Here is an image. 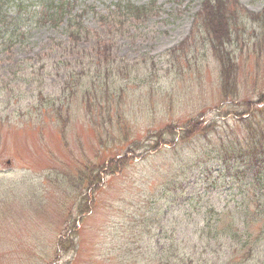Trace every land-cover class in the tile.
I'll return each mask as SVG.
<instances>
[{
	"label": "rangeland",
	"instance_id": "rangeland-1",
	"mask_svg": "<svg viewBox=\"0 0 264 264\" xmlns=\"http://www.w3.org/2000/svg\"><path fill=\"white\" fill-rule=\"evenodd\" d=\"M114 1L86 0L103 16ZM128 1L136 6L150 2ZM201 2L156 0L150 15L121 23L106 19L98 24L93 15L85 16V25L106 37L115 61L131 68L126 94L117 103L120 115L111 112L109 132L108 124L100 130L87 120L78 101L71 104L63 134L55 121L37 120L33 108L18 103L19 97L31 96L39 74L46 90H60L69 68L58 60L72 62L89 54L94 49L90 38L77 50H56L55 43L66 45V36L45 26L32 29L9 53L0 50V96L5 100L0 103V264H164L163 247L177 240L176 252L185 264L243 262L245 251L237 254L224 237L200 235L199 225L209 214L227 220L222 209H235L245 189V181L232 179L224 163L214 161L213 148L246 135L236 116L243 105L250 103L252 111L264 108L258 101L264 97V0H230L227 8L235 16H230L231 36L224 43H212L200 21L193 23ZM248 13L263 19L256 22ZM220 58L232 67V91L222 88ZM16 63L28 69L15 68ZM22 72L30 76L19 78ZM18 86L23 91L16 92ZM248 117L254 122L251 113L242 115ZM194 121L196 130L184 141L165 134L164 142L150 149V134L166 125L179 132ZM203 125L208 128L200 132ZM118 127L127 130L125 142ZM172 138V145L166 144ZM134 142L141 146L126 154L133 156L129 164L105 177L93 196L82 177L77 180L88 165L122 155ZM170 168L173 173L164 175ZM88 204L90 210L80 212Z\"/></svg>",
	"mask_w": 264,
	"mask_h": 264
},
{
	"label": "trees",
	"instance_id": "trees-1",
	"mask_svg": "<svg viewBox=\"0 0 264 264\" xmlns=\"http://www.w3.org/2000/svg\"><path fill=\"white\" fill-rule=\"evenodd\" d=\"M229 2L230 0H202L199 13L193 20V23L200 21L212 43H214V39L224 43L231 36L229 20L231 15L232 17L235 16V12H233L234 10L229 11L227 8ZM155 3L156 0H150L146 5L136 6L128 0H116L111 3L110 7H113L109 9V12L103 16L98 14L95 7L91 3H87L86 0H0L1 51L9 53L15 44H20L27 38L32 29L45 26L60 29L66 36V45L62 47L63 42L59 41L55 43L56 50L59 48L66 50L67 47L72 51L77 50V45L87 38H90L94 43V49L89 54H81L78 60L74 59L72 62L66 58L62 61L58 60L62 65H67L69 68L61 80L60 90L54 87L46 90L44 76L39 74L42 79L38 81L35 90L30 92V97L21 99L17 95L20 106L24 105L25 110L33 108L37 120L45 117L55 121L59 127V133L63 134L70 118L71 104L78 101L84 105L87 120L98 125L100 130L103 125L108 124L110 128H107V131H112L111 112L116 117L120 115V110H117V103L126 94V85L130 82L129 72L131 68L120 64V60L115 61L111 46L106 42V37L97 30L86 26L85 16L88 13L93 15L98 24L106 19V21L115 20L116 23H121L128 19L137 20L150 15L155 11ZM248 14L256 22L263 19L260 14ZM220 61L223 67L222 88L226 92L232 91L234 88L232 67L230 68L225 58H220ZM15 68L26 71L28 66L16 63ZM28 76H30L29 72H22L19 78ZM123 78L126 79L125 82H128L122 81ZM117 86L120 87L119 90H117ZM19 91L23 90L18 86L16 92ZM2 94L0 89V95ZM104 101L105 106L101 104ZM258 101L263 102L264 97ZM0 103L5 104V100L1 96ZM112 106L114 110H111ZM243 107L245 109L241 113H237L236 116L244 123L246 135H242L241 139L228 138L214 145L213 149L216 155L213 159L224 163L226 174H229L232 179L237 178L238 182L245 181V189L239 192V200H236L235 209L231 211H227L225 207L222 209L227 214V220L222 221L220 217L213 219L209 214L207 218H202L199 229L200 235H209V239L224 237L225 240L236 246L234 251L237 254L245 251L246 258L240 264L246 262L254 264L257 261L259 264H264V119H261L264 117V108L258 109L256 107L252 111L253 108L250 103L243 105ZM245 113L247 115L251 113L255 119L254 122L249 117L243 119L242 115ZM256 117L260 118L261 121ZM196 124L197 121L189 123L188 126L185 125V129H181L179 132L174 131L175 126L173 125L164 126L150 134L153 140L152 143H149L150 149L155 150L158 144L163 143L165 134L172 136L178 134L179 139L184 141L196 130ZM199 124L201 126V122ZM118 128L120 137H123L122 141L125 142L127 130ZM207 128L203 125L200 132L206 131ZM173 139L167 141L166 144L172 145ZM140 146V142H134L130 146L127 145L122 155L116 154L98 165H88L86 167L88 169H85L81 175L79 174L77 180L80 181L82 177V183L85 182L87 191L90 190L93 196L92 193L95 189L100 188L105 177L119 172L122 167L129 164L133 156H126V154L134 153L135 149ZM220 153L226 158L223 160L218 158L217 154ZM118 155L119 157H117ZM167 173H173V170L167 169L164 175ZM222 173L219 171L218 175ZM202 177L207 180L209 178L208 173L204 172ZM74 183L73 180L72 189L76 187ZM163 183L168 185L169 180L164 179ZM177 194L181 195L182 193L178 192ZM91 205L88 204V207L85 205V209H81L80 212H88ZM210 213L214 215L213 211ZM218 240H215L214 243H217ZM179 248L178 240L176 243L171 241L169 247H163V263L185 264L184 259L176 252ZM60 249L61 241H59ZM235 262L236 260L233 259L230 264H236Z\"/></svg>",
	"mask_w": 264,
	"mask_h": 264
}]
</instances>
